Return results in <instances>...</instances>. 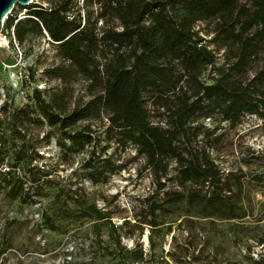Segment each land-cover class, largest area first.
Segmentation results:
<instances>
[{"label":"trees","instance_id":"obj_1","mask_svg":"<svg viewBox=\"0 0 264 264\" xmlns=\"http://www.w3.org/2000/svg\"><path fill=\"white\" fill-rule=\"evenodd\" d=\"M77 5L76 0H59L51 8L16 5L2 29L13 28L19 46L33 34L46 35L56 43L61 63L46 69L45 75L63 84L77 76L88 83L90 100L69 112L33 92L39 114L60 135L63 154L84 151L86 177L93 184H106L119 166L111 155L101 154L111 142L121 149L133 146L145 158L159 190L172 164L180 186L200 190L166 203L186 201L198 215L228 217L235 211L232 188L211 159L204 138H198V123L218 117L235 125L247 115L264 122V68L246 82L239 78L250 62L264 59V0H82V7ZM24 9L25 17L20 18ZM208 22H215V39L235 59L218 71L212 84L203 83L200 76L215 65L216 53L196 30L198 23ZM156 112L163 117L157 123ZM103 117L108 122L104 138L93 136L90 125H79ZM101 142L106 146L97 152ZM26 172L24 180L13 170L0 172V187L10 201L31 199L40 180L31 168ZM27 181L32 186H25ZM235 187L241 191V185ZM159 209L152 206L151 215ZM102 216L95 206H87L81 215ZM44 223L59 230L51 218ZM136 252L133 260H141L143 251Z\"/></svg>","mask_w":264,"mask_h":264},{"label":"rangeland","instance_id":"obj_2","mask_svg":"<svg viewBox=\"0 0 264 264\" xmlns=\"http://www.w3.org/2000/svg\"><path fill=\"white\" fill-rule=\"evenodd\" d=\"M58 1L33 4L51 8ZM77 1L81 8L82 0ZM25 14L26 9L20 18ZM214 28L215 22L196 25L216 53L215 65L200 76L205 84L214 83L218 71L235 60L219 46ZM57 50L46 35L33 34L22 46L13 28L0 35V172L13 170L24 180L23 171L31 168L40 180L24 202L10 201L0 187V264H264V122L247 115L235 125L218 117L198 123V138H204L232 188L235 211L228 217L198 215L186 201L166 203L200 190L180 186L174 164L159 190L133 146L121 149L111 142L101 156L111 155L119 170L106 184H93L86 177L87 154H63L58 131L42 118L32 97L37 90L46 102L68 112L90 100L88 83L80 76L63 84L45 75L61 63ZM261 68L264 59L252 61L239 78L246 82ZM153 116L155 123L163 120L160 112ZM79 125H90L93 136L104 138L108 122L103 117ZM105 146L101 142L97 152ZM25 186L32 185L27 181ZM87 206H95L103 218L81 217ZM152 206H160L155 216ZM230 216L235 218L226 219ZM46 217L58 231L46 227ZM139 250L143 258L134 261L132 252Z\"/></svg>","mask_w":264,"mask_h":264},{"label":"water","instance_id":"obj_3","mask_svg":"<svg viewBox=\"0 0 264 264\" xmlns=\"http://www.w3.org/2000/svg\"><path fill=\"white\" fill-rule=\"evenodd\" d=\"M35 0H0V33L3 29L4 21L11 14L16 5L27 7L33 4Z\"/></svg>","mask_w":264,"mask_h":264},{"label":"built area","instance_id":"obj_4","mask_svg":"<svg viewBox=\"0 0 264 264\" xmlns=\"http://www.w3.org/2000/svg\"><path fill=\"white\" fill-rule=\"evenodd\" d=\"M2 32H3V31H2ZM2 32H1V33H2ZM1 33H0V35H1Z\"/></svg>","mask_w":264,"mask_h":264}]
</instances>
